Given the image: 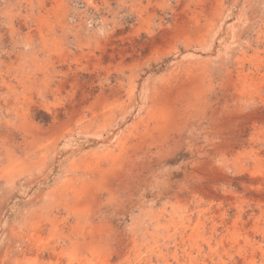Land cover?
I'll list each match as a JSON object with an SVG mask.
<instances>
[{
  "label": "rangeland",
  "instance_id": "rangeland-1",
  "mask_svg": "<svg viewBox=\"0 0 264 264\" xmlns=\"http://www.w3.org/2000/svg\"><path fill=\"white\" fill-rule=\"evenodd\" d=\"M25 258L264 264V0H0V264Z\"/></svg>",
  "mask_w": 264,
  "mask_h": 264
},
{
  "label": "bare ground",
  "instance_id": "bare-ground-1",
  "mask_svg": "<svg viewBox=\"0 0 264 264\" xmlns=\"http://www.w3.org/2000/svg\"><path fill=\"white\" fill-rule=\"evenodd\" d=\"M33 260V259H32ZM14 264H35V262H32L30 259H23V260H19V261H17L16 263H14Z\"/></svg>",
  "mask_w": 264,
  "mask_h": 264
}]
</instances>
